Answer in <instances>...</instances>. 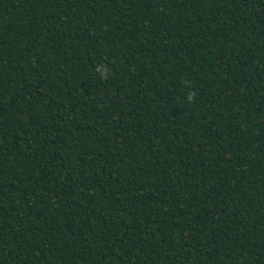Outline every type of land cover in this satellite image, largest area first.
<instances>
[{"label":"trees","instance_id":"1","mask_svg":"<svg viewBox=\"0 0 264 264\" xmlns=\"http://www.w3.org/2000/svg\"><path fill=\"white\" fill-rule=\"evenodd\" d=\"M0 264H264V0H0Z\"/></svg>","mask_w":264,"mask_h":264},{"label":"clouds","instance_id":"2","mask_svg":"<svg viewBox=\"0 0 264 264\" xmlns=\"http://www.w3.org/2000/svg\"><path fill=\"white\" fill-rule=\"evenodd\" d=\"M96 73L98 74V77L103 80H107L111 75V71L109 67L106 64H100V63H98V66L96 68ZM195 97H196V93L194 91L187 92V100L189 103H193Z\"/></svg>","mask_w":264,"mask_h":264}]
</instances>
